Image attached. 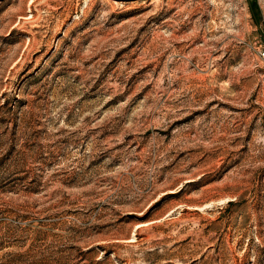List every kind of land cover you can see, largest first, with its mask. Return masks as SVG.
<instances>
[{
    "label": "rangeland",
    "instance_id": "1",
    "mask_svg": "<svg viewBox=\"0 0 264 264\" xmlns=\"http://www.w3.org/2000/svg\"><path fill=\"white\" fill-rule=\"evenodd\" d=\"M41 257L264 264V0H0V264Z\"/></svg>",
    "mask_w": 264,
    "mask_h": 264
},
{
    "label": "trees",
    "instance_id": "2",
    "mask_svg": "<svg viewBox=\"0 0 264 264\" xmlns=\"http://www.w3.org/2000/svg\"><path fill=\"white\" fill-rule=\"evenodd\" d=\"M92 250L91 249H87L85 251H81L79 255L81 256H85L88 255ZM101 257H99L100 259ZM15 262V261H12ZM54 264H97L99 263V261L93 262L91 260H84V258L80 259H76L75 261H68L65 257H59L57 259H55ZM31 264H49L48 261H46L44 258H40L37 261H32Z\"/></svg>",
    "mask_w": 264,
    "mask_h": 264
}]
</instances>
